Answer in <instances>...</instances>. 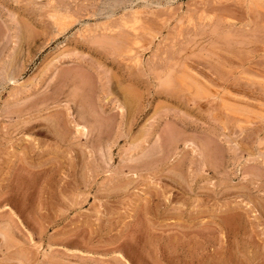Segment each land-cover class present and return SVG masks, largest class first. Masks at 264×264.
I'll list each match as a JSON object with an SVG mask.
<instances>
[{
  "label": "rangeland",
  "instance_id": "374dc122",
  "mask_svg": "<svg viewBox=\"0 0 264 264\" xmlns=\"http://www.w3.org/2000/svg\"><path fill=\"white\" fill-rule=\"evenodd\" d=\"M117 1L0 0V264H264V0Z\"/></svg>",
  "mask_w": 264,
  "mask_h": 264
},
{
  "label": "bare ground",
  "instance_id": "6f19581e",
  "mask_svg": "<svg viewBox=\"0 0 264 264\" xmlns=\"http://www.w3.org/2000/svg\"><path fill=\"white\" fill-rule=\"evenodd\" d=\"M116 1H117V0H116ZM117 2H118V1H117ZM117 2H116V3H117ZM59 11H60V10H59ZM56 13H57V12H56ZM134 16H135V15H134ZM57 17H58V16H57ZM59 19H60V18H59ZM62 22H63V21H62ZM61 25H62V24H61ZM55 26H56V25H55ZM57 26H58V25H57ZM59 31H60V30H59ZM56 33H57V32H56ZM59 34H60V33H59ZM56 36H57V35H56ZM52 37H53V36H52ZM53 38H54V37H53ZM101 66H102V65H101ZM71 72H72V71H71ZM67 73H68V72H67ZM6 74H7V73H6ZM9 74H10V73H9ZM9 74H7V75H9ZM73 74H74V73H73ZM66 75H67V74H66ZM68 75H70V73H69ZM68 75H67V76H68ZM71 75H72V74H71ZM71 75H70V76H71ZM67 76H66V77H67ZM77 76H78V75H77ZM79 76H80V75H79ZM187 76H188V75H187ZM11 77H12V76H11ZM72 77H73V76H72ZM72 77H71V78H72ZM74 77L76 78V76H74ZM80 77H82V75H81ZM80 77H77V78L80 79ZM75 78H74V79H75ZM77 78H76V79H77ZM74 79H73V80H74ZM76 79H75V80H76ZM82 79H83V77H82ZM84 80H87L86 77L84 78ZM84 80H83V81H84ZM12 81L16 82L15 79H14V77L10 78V82H12ZM81 82H82V81H81ZM86 83H89V82H86ZM91 83H92V82H91ZM186 83H189V82H186ZM198 83H199V82H198ZM77 84H78V82H77ZM84 84H85V82H84ZM191 86H192V85H191ZM86 87H87V86H86ZM90 87H91V86H90ZM92 87H93V86H92ZM92 87H91V88H92ZM204 87H205V86H204ZM204 87L201 86V85H197V86H196V89L193 87V88L195 89V91H196V95H198L197 98H199V96H202L203 94H206V93H205V92H206V89H205ZM206 87H208V86H206ZM91 88H89V89H91ZM79 89H80V88H79ZM129 89H130V88H129ZM83 91H84V90H83ZM128 91H129V90H128ZM193 91H194V90H193ZM195 91H194V93H195ZM209 91H210V90H209ZM90 92H91V91H90ZM130 92H131V91H130ZM190 92H191V91H190ZM83 93H84V92H83ZM131 93H132V92H131ZM131 93H130V94H131ZM84 94H85V93H84ZM88 94H89V93H88ZM90 94H91V93H90ZM90 94L87 95V96L84 95V98L90 96ZM125 94H126V92H125ZM127 94H128V92H127ZM127 94H126V96L128 97ZM130 94H129V96L131 97L132 94H131V95H130ZM122 96H123V95H122ZM124 96H125V95H124ZM206 97H207V96H205L204 98H206ZM210 97H211V95H210ZM89 98H90V97H89ZM132 98H134V97L132 96L131 99H132ZM202 98H203V97H202ZM81 99H82V97L80 98V100H81ZM125 99H127V98H125ZM125 99H124V100H125ZM128 99H129V98H128ZM128 99H127V100H128ZM127 100H126V101H127ZM129 100H130V99H129ZM132 100H134V99H132ZM83 102H84V101H83ZM85 102H88V101H85ZM124 103H125V101H124ZM81 104H82V102H81ZM92 104H93V103H92ZM93 105H94V104H93ZM83 106H84V105H83ZM89 106H90V105H89ZM127 107H128V106H127ZM86 109H87V108H86ZM92 109H93V108H92ZM232 109H233V108H232ZM90 110H91V106H90ZM235 111H236V110H235ZM237 111H238V110H237ZM80 112H81V111H80ZM94 112H95V111H94ZM94 112H93V113H94ZM244 112H245V111H244ZM93 113H91L90 115H92ZM81 114H82V113H81ZM93 115H94V114H93ZM87 116H88V115H87ZM89 117H90V116H89ZM86 119H88V118H86ZM94 119H97V117L94 118ZM98 119H99V118H98ZM86 121H88V120H86ZM55 122H56V121H55ZM99 122H100V121H99ZM104 123H105V122H104ZM59 124H60V123H59ZM100 125H102V124H100ZM64 126H65V125H64ZM55 131H56V130H55ZM56 132H57V131H56ZM57 133H58V132H57ZM172 140H173V139H172ZM173 143H175V142H173ZM173 143H171V144H173ZM168 145H169V144H168ZM170 146H171V145H170ZM207 151H208V150H207ZM4 230H5V229H4ZM6 232H7V231H6ZM6 232H4V231H1V232H0L1 235H2L1 237H3V239H4V238L7 239V234H6ZM4 242H5V241H4ZM55 261H56V260H55ZM57 261H58V260H57ZM58 262H59V261H58ZM58 262H57V263H58ZM61 262H62V261H61ZM58 264H59V263H58ZM64 264H66V263H64Z\"/></svg>",
  "mask_w": 264,
  "mask_h": 264
}]
</instances>
